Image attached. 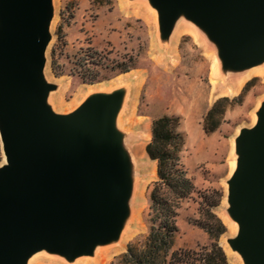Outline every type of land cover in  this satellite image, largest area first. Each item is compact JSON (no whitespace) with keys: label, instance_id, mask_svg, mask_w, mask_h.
I'll list each match as a JSON object with an SVG mask.
<instances>
[{"label":"water","instance_id":"1","mask_svg":"<svg viewBox=\"0 0 264 264\" xmlns=\"http://www.w3.org/2000/svg\"><path fill=\"white\" fill-rule=\"evenodd\" d=\"M170 32L187 12L210 28L237 65L264 58V0H152ZM51 0H0V264H23L48 247L90 253L117 229L127 193L126 162L111 121L118 96L98 94L73 114L44 105ZM236 138L240 153L229 199L240 223L231 244L264 264V103Z\"/></svg>","mask_w":264,"mask_h":264},{"label":"rangeland","instance_id":"2","mask_svg":"<svg viewBox=\"0 0 264 264\" xmlns=\"http://www.w3.org/2000/svg\"><path fill=\"white\" fill-rule=\"evenodd\" d=\"M51 5L42 74L52 86L44 105L57 115L68 116L98 94L118 96L111 130L125 158L128 188L116 231L106 240L96 241L90 253L69 256L43 247L23 264H124L122 256L128 245L145 242L151 226L150 191L157 178V161L146 151L152 129L149 131L145 123L163 114L180 118L185 136L183 164L201 192L182 202L173 249L209 245L212 238L199 223L219 228L218 217L226 226L218 241L229 264H247L230 241L237 233H231L226 221L233 215L226 184L233 174L230 163L240 156L236 138L257 122L264 103L262 72L244 79L239 89L236 83L264 58L252 64H235L223 54L210 28L185 11L177 16L171 31L164 32L159 12H152L156 8L152 0H51ZM179 25L183 30L177 33ZM190 27H195L196 33ZM214 56L220 61L217 75L213 74ZM95 87L102 91L90 94ZM231 89L235 91L227 92ZM224 96L231 99L224 120L215 132L206 134L203 116ZM235 97L241 102L234 101ZM143 132H150V138L144 139ZM136 143L144 156L140 162L148 165L139 173L130 163V148ZM144 145L147 154L142 151ZM3 160L2 151L0 165ZM137 181L140 190L134 199ZM134 208L138 209V220L129 227ZM127 229L129 233L120 241ZM94 255L97 262L90 260Z\"/></svg>","mask_w":264,"mask_h":264},{"label":"trees","instance_id":"3","mask_svg":"<svg viewBox=\"0 0 264 264\" xmlns=\"http://www.w3.org/2000/svg\"><path fill=\"white\" fill-rule=\"evenodd\" d=\"M230 100L227 96L218 98L205 113L202 126L206 134H211L219 128L231 105ZM233 100L241 102L236 97ZM184 145L185 136L180 129L178 116L163 114L154 118L152 137L146 145L149 157L157 161V178L150 191L151 226L142 245H128L122 256L124 264H229L227 255L218 241L226 226L218 217L216 220L219 228L214 224L199 223L212 238L209 245L198 249H173L179 231L178 216L182 202L199 192L183 164ZM1 157L0 142V159ZM201 196L206 198L205 194Z\"/></svg>","mask_w":264,"mask_h":264},{"label":"bare ground","instance_id":"4","mask_svg":"<svg viewBox=\"0 0 264 264\" xmlns=\"http://www.w3.org/2000/svg\"><path fill=\"white\" fill-rule=\"evenodd\" d=\"M152 12L157 15L158 13V10L156 8H152ZM183 30V27L182 25H179L177 26V30L176 32L177 33H180L181 31ZM190 30H192L193 32L196 33V29L195 27H190ZM189 30V31H190ZM213 74L217 75L220 73V61L218 60V58L216 56H214V59H213ZM255 72H262L264 74V61L261 63V65H256V66H253L249 69H247L244 73V75L242 76V78L240 80L237 81L236 83V89H239L241 87V82L248 78L249 76H251L252 74H254ZM138 79V78H137ZM214 81V80H212ZM235 88V87H234ZM229 89V88H228ZM227 90V89H226ZM102 89L101 88H93L90 90V94H95V93H99L101 92ZM234 92L235 90L234 89H231L227 92ZM225 92V91H223ZM228 94V93H227ZM148 127V126H147ZM151 130V129H150ZM146 131V129L144 130ZM140 136V135H139ZM152 136V135H151ZM143 137L144 139L145 138H150V132H143ZM235 148V143L232 144V149ZM143 153L147 154L145 152V145L143 146V149H142ZM130 153L132 154V157H131V161L130 163H132V169H134L135 171H137V173H139L140 171L142 170H146L148 168V165H147V162H140L139 159H141L143 156V154L140 152V148H139V143H136L135 145H132L131 148H130ZM3 163H7V160H6V156L4 155V160H3ZM149 164V163H148ZM237 164L238 162L236 160H232L231 163H230V172H233L236 170L237 168ZM150 166V165H149ZM152 166V165H151ZM150 166V167H151ZM153 169V168H152ZM156 171V170H155ZM154 175V174H153ZM156 175V174H155ZM233 175V174H232ZM140 190V181H137L135 183V197L134 199H136L137 197V193L138 191ZM226 191H227V194H229L230 192V183L226 184ZM138 220V209L134 208L131 212V215L128 219V226L130 227L131 224H133L134 222H136ZM226 221L227 223L229 224V227L231 228L232 232L231 233H237L239 232V229H240V223L234 218L233 215H229L226 217ZM129 233V230H125L123 232V234H121V237H120V241L123 240L124 238V235ZM236 234V235H237ZM231 250V249H230ZM237 255H239L237 252H236ZM91 259L90 260H93L95 262L98 261V258L94 255L92 257H90Z\"/></svg>","mask_w":264,"mask_h":264},{"label":"crops","instance_id":"5","mask_svg":"<svg viewBox=\"0 0 264 264\" xmlns=\"http://www.w3.org/2000/svg\"><path fill=\"white\" fill-rule=\"evenodd\" d=\"M153 118L154 117H152V118H149V120L148 121H146V127H147V129L149 130V131H151L150 129H152V123H153Z\"/></svg>","mask_w":264,"mask_h":264}]
</instances>
